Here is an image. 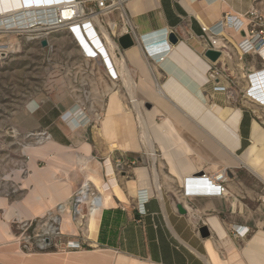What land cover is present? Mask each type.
Returning <instances> with one entry per match:
<instances>
[{"label":"crops","instance_id":"0c3cea01","mask_svg":"<svg viewBox=\"0 0 264 264\" xmlns=\"http://www.w3.org/2000/svg\"><path fill=\"white\" fill-rule=\"evenodd\" d=\"M260 4L131 0L127 12L139 36L168 31L179 39L168 48L162 44L158 52L154 46L147 52L141 42L136 43L144 57L141 64L131 59V48L117 47L123 50L122 69L131 99L146 95L154 100V108L145 112L137 107V120L119 101L101 132L111 151L113 146L115 151H126L129 154L120 158L137 164L129 165L122 176L114 171L117 185L113 176L112 189L103 191L105 178L109 180L104 165L111 157H99L84 132L71 125L51 130L52 140L28 150L30 176L24 186L32 184L33 190L15 202L0 196V264H264V123L255 117V105L210 104L204 94L213 86L212 66L229 56L241 57L243 72H253L255 64L259 68L261 100L256 102L264 115V56L243 53L241 44L248 32L236 31L233 25L234 20L248 24L253 11L264 18ZM108 42L115 47L110 38ZM210 46L222 52L215 63L205 57ZM111 61L108 65H115ZM118 70L112 73L117 79ZM156 71L166 80L158 91L153 83L160 80ZM159 114H165L161 123L155 122ZM38 159L45 161L44 168L37 165ZM81 162L87 167L78 172ZM220 164L230 168L224 195L199 176L205 165L217 172ZM85 182L103 192L100 216L90 219L87 232L97 249L23 253L13 240V222L35 219L69 203ZM203 227L208 237L201 235ZM71 229L77 230L73 224ZM63 230L69 232L68 227Z\"/></svg>","mask_w":264,"mask_h":264},{"label":"rangeland","instance_id":"374dc122","mask_svg":"<svg viewBox=\"0 0 264 264\" xmlns=\"http://www.w3.org/2000/svg\"><path fill=\"white\" fill-rule=\"evenodd\" d=\"M256 1L261 3L264 10V0ZM86 8L96 7L92 3H88ZM100 19L102 20V18ZM124 20L117 12L104 17L101 23L111 41L114 42L115 47L113 48L110 43L108 44L104 33L98 31L112 63L115 62L113 65L115 71L117 68L119 69L118 74L121 77L116 80L111 77L110 66L106 65L103 59L92 60L85 57L84 48L68 28L57 31L45 30L39 33L37 31L31 33L0 31V196L7 195L11 201L15 202L33 190L32 184L30 187L24 186V181L30 176L28 150L46 143L43 134L50 135L51 130L57 131L58 125L66 128L70 127V123L79 125L78 121H81L79 131L84 132L83 135L85 134L95 147V153L99 154V157H111L114 171L119 176L128 170L129 165L137 164L135 162L128 164L127 161L120 158L129 154L128 152L115 151L118 148L114 146L111 151L108 147L110 142L103 137V131L101 132L109 112L114 108L113 104H117L119 101L121 107L124 110L132 111L137 120H139L138 109L151 112L154 108V100L147 99L146 95L136 96L135 99L130 97L131 87L127 86L126 75L122 69V64L125 62L123 50L119 49L117 40L112 37L113 34L120 32L125 27ZM113 24L116 25L115 31L111 27ZM43 41H47L46 47H43ZM232 59H235L234 63ZM244 60L247 62L246 58ZM243 68L242 58L237 59L233 56H229V59L222 64L212 66L209 76L213 80V86L208 90L205 88L204 94L210 104L219 102L221 105L233 104L240 108L246 107L248 103L250 107L255 105V109L252 108L256 111L254 115L264 123V115L258 112V102H256V99L257 101L261 100L257 96L259 87L256 76L258 73L260 74L259 68L255 64L254 71L249 74L243 72ZM159 72H155L157 76ZM243 73L245 76L241 75ZM159 77L160 80L153 82L157 91L160 85L166 83L165 77L160 75ZM244 79L245 81H243ZM143 99H147V102ZM137 107L139 108L137 109ZM74 108H78L80 112L78 118L71 115L74 113ZM158 116L155 122L161 123L165 114ZM146 164L149 165V162ZM37 165L44 168L46 163L44 160L38 159ZM219 166L224 168L221 164ZM82 167L86 168L87 166H83V162H81L76 168L77 171L80 172ZM228 169L229 173L230 168ZM203 170L213 173L209 165H205ZM83 180L82 178L81 181ZM105 180V183L109 182L107 178ZM96 191L98 192L97 189ZM261 204L264 205V203ZM56 207L54 206L46 213L53 211ZM54 211L58 212V210ZM11 231L14 240L18 226L11 225ZM86 232V227L78 228L77 225L76 236L81 238L62 235L52 242L50 248L44 251L22 249V252L29 254L93 251L97 247L87 239ZM72 242L76 243L75 248L70 244ZM78 243H80V247L77 246Z\"/></svg>","mask_w":264,"mask_h":264},{"label":"built area","instance_id":"2783aa9c","mask_svg":"<svg viewBox=\"0 0 264 264\" xmlns=\"http://www.w3.org/2000/svg\"><path fill=\"white\" fill-rule=\"evenodd\" d=\"M130 1L131 0H78V4L80 5V7L83 8V11H82V14H79V13L76 14L77 16L76 22H78L79 25H83L82 23L83 20L91 21V23L93 24V27L95 29L97 28L96 31L102 32L101 23L103 22V18L118 12L120 18L123 20L125 19L124 20L125 27L120 32L118 31L116 34L112 33L113 34L112 37L115 40H117V42L121 36L128 34L133 38L135 44L140 43V41L144 42L146 40L145 48L147 52H150V47H152V44L150 43V38L156 39L153 42V45H156V44L162 45L161 43L164 42L163 44H165L167 47L169 45L168 39H169V36L171 35V33L168 31H162L160 33L153 34L154 37L139 36L137 34L136 29L132 25L131 20L128 16V12H127V5L128 3H130ZM88 3H92L96 8L87 9L86 4ZM54 14H55L54 17H51V16L50 17L54 18L55 20H53V22L50 24L51 27H48L46 31H53V30L57 31L59 29L68 28V30L72 33L73 29L70 24L71 20L67 22L68 19L66 20L62 18V16L59 15V10L55 11ZM73 15H75V13ZM250 15H251V19L249 20L248 24L245 25L244 23L238 20H234L233 25L236 31L241 30L242 32H245V31L248 32L246 33L247 35L245 34L246 40H244V42L241 44V49L243 53H249V52L253 53L254 52V53H260L261 55H263V53L260 51L263 50L264 48V18L258 12H255V11L251 12ZM100 18H102V20ZM46 19L47 18H45V20ZM96 19H97V22H96ZM16 23H17L15 24V26H17L15 27L17 28L16 30H22V32L25 33L26 29H22L23 25L20 22H16ZM39 25H42L45 27L47 26V25H43L42 23ZM42 29L43 31H45L44 28ZM4 31L8 32L7 29ZM90 42L92 44L91 40ZM209 48H211V46ZM119 52L121 53V51ZM107 55H108L107 58L111 61L112 59L110 58L109 52L107 53ZM150 55H152V53H150ZM85 57L88 59H92V60H96L98 58L103 59L106 65H108L106 61L107 60L106 57L102 55L101 53L99 57L98 56L91 57V55H88V54L86 55V51H85ZM114 72H115V69L112 64L110 66V75L114 80H116L117 78L112 75V73ZM43 136H45V139H44L45 141L51 140V137L49 134L44 133ZM228 170L229 169L225 170V168H220V171L213 172V173L202 171L203 175L201 176V178L208 182V186L211 190H216V191H219L221 194H224L225 192H227V189H228L227 188V184L229 182ZM86 193L88 196H85L81 192L75 193L71 201L69 202L71 218L73 222L76 225H78V228H81L83 226L86 227V221H87L90 209L94 207V205L91 203L90 200L95 198L97 203L101 205V201L99 198L100 193L96 191L93 185L87 188ZM261 203H264V198L261 199ZM66 208H67L66 205L60 204L54 209V210H58V212L57 211L55 212L53 210V211H50L49 213H46V215L40 218H35V219L28 220V221L27 220L26 221H19V220L14 221L12 225L18 226V232L17 234H15V239L19 245L20 250L22 251V249H26L27 251H32L33 249H38V250L44 251L50 248L52 245V242L60 238L62 235H68L69 237L75 236L76 238L80 237L76 235H69L62 230V220H63V216L65 212L67 211ZM82 238L83 239L85 238L84 235ZM75 244L76 243H72L71 245H73V247L75 248ZM77 246L80 247L81 246L80 243H78Z\"/></svg>","mask_w":264,"mask_h":264},{"label":"bare ground","instance_id":"6f19581e","mask_svg":"<svg viewBox=\"0 0 264 264\" xmlns=\"http://www.w3.org/2000/svg\"><path fill=\"white\" fill-rule=\"evenodd\" d=\"M6 7H9L10 10L7 11ZM14 10H16V11H14ZM57 10H59V15L62 16V18L66 19V20L68 19L67 22H69V20H71L70 24H71L72 29H73L72 33L74 34V36L76 37V39L80 43V45L86 51V55L88 54V55H91V57H97V56L99 57L100 53H101L102 55H104L106 57V59H107L106 61L108 63L109 59L107 58L108 55H107V51L105 49V46L103 45V42L100 39L99 34L96 31V29L93 27V24L91 23V21L83 20L82 21L83 25H79V23L76 22V19H77L76 14H78V13L82 14V11H83V8L80 7V5L78 4V0H0V15H2V17H0V31L7 29L8 31L22 32V30H16L17 28H15V27H17V26H15V24H17L16 22H20L23 25L22 29H26L25 32L31 33V32L37 31V33H39L41 31H43L42 28L47 30L48 27H51L50 24L53 22V20H55L54 18H51V17H54V15H55L54 12ZM74 13H75V15H73ZM45 18H47V19L45 20ZM96 22H97V19H96ZM41 23L43 25H47V26L45 27V26L39 25ZM37 25H39V26H37ZM101 29L103 32L104 29L102 27H101ZM106 36H107V40H108L109 36L107 33H106ZM89 39L92 41V44L89 41ZM155 40L156 39L150 38V43L152 44V46L155 47V49H156L155 52H158V49L162 45H157V44L153 45V42ZM140 42H141L143 49L146 50V48H145L146 47V45H145L146 40L144 42H142V41H140ZM160 50H162V49H160ZM171 50H172V47H171ZM171 50L167 51V53L169 52V54H170ZM263 50H264V48H263ZM263 50H261L260 52H262L263 56H264ZM160 53H164V51L160 52ZM160 53H157V54H160ZM164 54H166V53H164ZM169 54H167V56ZM129 55H130L131 59L134 60L135 62L140 63V64L144 63L143 62L144 57L142 56L143 55L142 51L137 46L133 47L129 50ZM153 59H155V58H153ZM161 59L164 61L165 60L164 56ZM261 88H260L261 91H263L264 90L263 87H261ZM257 93H258V91H257ZM257 96L259 97V95H257ZM256 101H257V99H256ZM72 114H73V116L75 115V118H78L80 116V112L78 110ZM81 123H82L81 121H78L79 125H75L74 123H70V125L74 129H79V127H81ZM48 141H50V140H48ZM48 141H45V142H48ZM104 167H105V169L109 175V182L105 183L103 185L102 190L108 191V190L112 189V183L113 182L111 179L113 178V176H114V179L116 180L112 160L110 161V159H107ZM225 170H226V168H225ZM218 171H220V169ZM91 184H92L91 182L83 183V185L75 193L81 192L85 196H88L86 192H87V188L89 186H91ZM115 185H117V180H116ZM98 192L100 193L99 198L101 201V205H99L97 203L95 198L90 200L91 203L94 205V207H92V209H90V212H89V215H88V218L86 221V231L87 232H88V227H89L88 224L90 222V219L95 217V216H100V211H101L102 206H103V196H102L103 192L100 190H98ZM224 194H222V195H224ZM63 204L67 206V208H66L67 211L65 212V214L63 216L62 230H63V227H68L69 232L67 234L76 235L77 230L71 229L72 224L76 227V229H77V225L73 222V220L71 218L69 204L68 203L67 204L63 203ZM65 215H68L70 218L68 216L65 217ZM78 232H79V229H78ZM87 232H86V235H87ZM72 243H74V242H72Z\"/></svg>","mask_w":264,"mask_h":264},{"label":"water","instance_id":"95a60500","mask_svg":"<svg viewBox=\"0 0 264 264\" xmlns=\"http://www.w3.org/2000/svg\"><path fill=\"white\" fill-rule=\"evenodd\" d=\"M178 42H179L178 37L174 33H172L169 36L168 44L169 45H171V44L176 45V44H178ZM163 43L164 42H162L161 44H163ZM118 44L123 50H128V49H130V48L135 46V42H134L133 38L130 35H128V34L121 36L118 39ZM42 45H43V47H46L47 46V41H43ZM157 45H159V44H157ZM205 57L210 62L215 63L222 57V52L217 50V49H215V48H209L205 52ZM202 175H203V173H200L199 176L201 177ZM178 209H179L180 213L185 214V211L183 210V208L181 206H179ZM200 233H201V235L203 237H208L209 236V231H208V229L206 227H203L200 230Z\"/></svg>","mask_w":264,"mask_h":264}]
</instances>
